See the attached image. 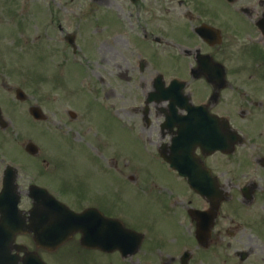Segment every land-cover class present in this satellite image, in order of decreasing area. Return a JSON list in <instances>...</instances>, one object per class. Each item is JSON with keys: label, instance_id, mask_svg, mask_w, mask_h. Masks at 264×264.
Here are the masks:
<instances>
[{"label": "flooded vegetation", "instance_id": "obj_1", "mask_svg": "<svg viewBox=\"0 0 264 264\" xmlns=\"http://www.w3.org/2000/svg\"><path fill=\"white\" fill-rule=\"evenodd\" d=\"M46 24L54 33L51 60L59 55L60 101L51 91L40 101L31 76L10 79L0 52V190L8 168L21 163L28 168L26 162L57 168L49 155L28 153L27 144L49 127L55 103L64 126L88 121L86 109L72 98L85 81L105 116L140 132L154 146L152 159L176 177L177 220L169 217L171 209L165 214L172 232L175 225L183 229L179 250L189 251V264H264V0H59L56 10L47 11ZM171 52L176 57L168 60ZM85 59L91 60L90 74L73 81L72 72L83 68ZM19 89L24 93L18 95ZM33 107L43 110L42 120L31 115ZM189 129L188 140H180L181 131ZM203 135L233 143L230 153L204 152L198 144ZM181 142L186 145L179 149ZM9 151L16 156L9 158ZM162 153L173 155L177 169H168ZM86 172L78 173L79 183L94 174L89 165ZM108 174L112 187L116 178L120 187L127 184L123 173ZM17 183L25 194L24 187L36 182L25 185L18 178ZM77 204L101 205L81 192ZM147 218L146 209L142 220ZM144 234L147 247L150 234ZM89 252L98 251H77ZM57 253L40 254L51 264ZM135 255L140 257L133 264L168 260L151 249ZM117 256L130 264L120 252L108 255ZM58 260L55 256L53 263Z\"/></svg>", "mask_w": 264, "mask_h": 264}, {"label": "rangeland", "instance_id": "obj_2", "mask_svg": "<svg viewBox=\"0 0 264 264\" xmlns=\"http://www.w3.org/2000/svg\"><path fill=\"white\" fill-rule=\"evenodd\" d=\"M16 1L19 2V8L14 6L15 0H0V48L2 55L7 57L5 63L16 62L20 79L23 75L28 77L32 74L35 78V94L40 101L44 100L47 91H51L52 97H59L61 72L56 68L55 62L58 61V57L52 61L53 57L49 56V39L46 40L47 30L43 23L44 13L47 10L44 7L52 3L59 7V0ZM54 9L57 8L54 7ZM175 57L173 52L167 56L168 60ZM88 62L91 63V60ZM84 77V69L81 67L72 72L71 79L81 81ZM50 78H53L57 84H52ZM80 88L82 90L72 93V98L77 105L86 109L84 116L94 127L95 135L99 136L100 145L113 153L111 166L115 168V173L120 171L131 173L132 177L127 178V184L121 187L118 184V178L115 177L116 187H112L110 182L112 177L108 173L114 172L102 170L101 162L103 161L100 158L101 162L91 161L89 151L85 148L81 150L78 143L70 147V142L62 140L65 135H74V132L70 130L71 128L60 129L59 119L52 116L51 133L61 138L62 141L55 140L51 136L43 138V135L39 136L37 133L34 137L35 142L41 145L44 152L47 150L50 154L56 153L61 158L58 163V173L64 175L61 187L66 192V202L73 205L77 200V192L87 197L95 196L97 200L103 202L104 206H109L107 214L110 218H122L130 228L142 233L146 230L149 232V245L144 249L142 247V251L151 249L154 252L159 251L167 258L175 257L183 243V229L175 225L172 232L171 221L165 213L166 210L171 209L169 217L177 220V210H172L175 201L172 195L178 187L176 180L170 173H165L158 163L149 158L150 153L144 144L105 116L107 113L104 107H101L98 101L94 102L93 95L87 88ZM62 131L65 132L64 136ZM8 156L13 158L16 154L9 151ZM88 165L94 174L83 178L79 183L76 174L86 171ZM25 166L33 169L30 162H26ZM28 168L23 167L19 173L20 181L25 184L33 173ZM34 171L44 173L41 170ZM37 182L50 185L49 181L39 180ZM137 184L139 185L136 186ZM61 199L65 201V198ZM146 209L148 218L144 222L142 217ZM23 244L27 243L23 242ZM94 258L91 255L89 257L91 260ZM94 261L97 264H124L119 256L108 260L95 258ZM129 263L133 264L132 261Z\"/></svg>", "mask_w": 264, "mask_h": 264}, {"label": "water", "instance_id": "obj_3", "mask_svg": "<svg viewBox=\"0 0 264 264\" xmlns=\"http://www.w3.org/2000/svg\"><path fill=\"white\" fill-rule=\"evenodd\" d=\"M8 196H11L9 197V199L13 201L12 203L14 204V208L16 209L17 204H18V199H16L14 194L12 193L3 191L0 195V202L3 203L4 201H6ZM7 206H8V203H7ZM13 218H14V215H13L12 210H10L9 208L5 209V215H3V221H1V227H0V251L8 249L7 247L8 243H6L5 240L7 237L6 235L11 234L10 227L15 226V224L14 225L12 224L14 222ZM69 222L70 224L68 227H66L63 238L53 241L54 244H58V243L61 244L62 242L67 240V238L72 233L78 232V231H81L84 234L83 243L90 248L97 246L102 250H110L112 246L114 245L117 246V243L119 242L118 234L121 232V229L120 228L114 229V226L111 225L112 226L111 227L106 222L104 225V229H101L99 225L98 230L92 229L94 224H92L89 220L83 219L82 215L81 216L74 215L70 217ZM83 225H86L87 227H82ZM43 228H44V225H43ZM41 234H42V229H41ZM1 256L2 255H0V257ZM31 262H32V259H31Z\"/></svg>", "mask_w": 264, "mask_h": 264}]
</instances>
